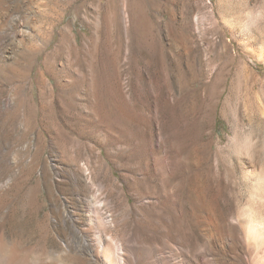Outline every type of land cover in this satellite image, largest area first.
<instances>
[{
    "label": "rangeland",
    "instance_id": "1",
    "mask_svg": "<svg viewBox=\"0 0 264 264\" xmlns=\"http://www.w3.org/2000/svg\"><path fill=\"white\" fill-rule=\"evenodd\" d=\"M107 2L0 0V97L9 102H0V232L23 246L59 249L53 219L65 195L81 215L74 184L56 191L49 164L68 177L71 158L92 170L99 154L93 177L111 175L134 203L132 190L146 186L135 173L148 172L150 157L167 156L185 177L195 150L233 136L234 113L242 134L264 138V123L234 99L249 78L264 79V0ZM123 10L126 44L115 30ZM122 207L103 212L123 219Z\"/></svg>",
    "mask_w": 264,
    "mask_h": 264
},
{
    "label": "bare ground",
    "instance_id": "2",
    "mask_svg": "<svg viewBox=\"0 0 264 264\" xmlns=\"http://www.w3.org/2000/svg\"><path fill=\"white\" fill-rule=\"evenodd\" d=\"M121 3L108 0L107 9L115 10ZM128 22L123 10L115 22L119 43L128 41ZM99 24L96 17L94 34ZM68 34L76 44L74 35ZM50 85L43 81L48 102L53 94ZM256 85L264 86V79L249 78L245 92L234 99L243 101L248 120L264 123V94L255 91ZM0 102L9 104L3 97ZM233 119V136L225 145L216 138L209 148L195 150L185 177L175 178L167 156L150 157L148 172L135 173L146 186L143 192L132 190L134 203L111 175L93 177L102 166L99 154L92 170L71 158L76 169L68 177L49 164L56 191L62 180L74 184L81 215L65 195L59 216L53 219L59 249L23 246V241L0 232V264H264V138L252 130L242 134L238 112ZM116 200L123 206V219H108L103 207L114 208Z\"/></svg>",
    "mask_w": 264,
    "mask_h": 264
}]
</instances>
